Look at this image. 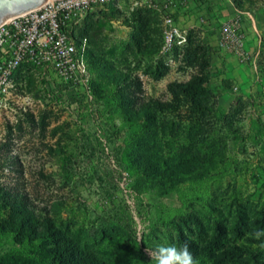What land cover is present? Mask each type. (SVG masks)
<instances>
[{
  "label": "rangeland",
  "instance_id": "374dc122",
  "mask_svg": "<svg viewBox=\"0 0 264 264\" xmlns=\"http://www.w3.org/2000/svg\"><path fill=\"white\" fill-rule=\"evenodd\" d=\"M174 18L186 43L162 52L157 9L94 8L76 29L86 80L16 74L0 106V264H60L46 252L55 243L64 264H154L148 251L185 244L195 264H264V235H254L264 230V0H183ZM229 18L240 24L239 56L219 43ZM194 73L200 113L168 88ZM131 90L168 104L147 111L156 137L143 160L157 153L155 175L126 162ZM14 193L41 240L9 229Z\"/></svg>",
  "mask_w": 264,
  "mask_h": 264
},
{
  "label": "built area",
  "instance_id": "2783aa9c",
  "mask_svg": "<svg viewBox=\"0 0 264 264\" xmlns=\"http://www.w3.org/2000/svg\"><path fill=\"white\" fill-rule=\"evenodd\" d=\"M124 3L144 5L160 12L162 52L180 49L186 43V31L174 18L183 0H47L0 23V106L8 102L14 78L23 68L38 67L55 73L65 82L86 80L84 42H80L76 29L90 10L121 8ZM239 25L235 18H229L219 28L220 46L238 56L243 54Z\"/></svg>",
  "mask_w": 264,
  "mask_h": 264
},
{
  "label": "trees",
  "instance_id": "16d2710c",
  "mask_svg": "<svg viewBox=\"0 0 264 264\" xmlns=\"http://www.w3.org/2000/svg\"><path fill=\"white\" fill-rule=\"evenodd\" d=\"M203 77L200 73H194L190 76V78L185 82H172L169 84L168 88L173 95H177V93L184 94L185 97L195 100L198 96L199 91L201 89ZM131 99V115H128L125 118V123L128 125V135L125 138V146L128 147V150L132 151L134 154L132 160H126L129 166H136L137 169L146 170V174L155 175L158 173L160 167L157 161V153L151 158L147 159V162H144V154L143 150L148 146L147 138L152 135L153 141H155V133H149V125L151 120L147 117V111L149 104H155L160 106V108L168 109V104L165 102H160L157 99H151L149 102L147 101H137V97L134 94V90L127 92ZM192 111L194 113H200L203 111V107L196 101L191 105ZM141 113L146 119H142ZM170 167V168H169ZM169 169H173V165L169 164ZM144 175L143 172H141ZM146 189L151 188V184L145 185ZM9 201L11 203V210L14 216H16L15 220L9 226V229L12 232H19V234L26 237L27 240L36 238L38 241L41 240L40 232H36L35 228L32 226V209L28 206L26 202V197L22 193H14L13 195H8ZM48 235L50 237H55L54 232L48 230ZM134 240L127 239L121 243V247L127 251H132L134 249L133 246ZM47 254L51 256L53 259L57 260L58 263L64 264L66 260V256L64 254V246H59V244L55 243L53 247H50L46 250ZM68 264V263H66Z\"/></svg>",
  "mask_w": 264,
  "mask_h": 264
},
{
  "label": "clouds",
  "instance_id": "9594fccd",
  "mask_svg": "<svg viewBox=\"0 0 264 264\" xmlns=\"http://www.w3.org/2000/svg\"><path fill=\"white\" fill-rule=\"evenodd\" d=\"M256 238L264 235V230H258ZM150 260L154 264H195V260L187 244L180 248L175 245L158 246L155 250L148 251Z\"/></svg>",
  "mask_w": 264,
  "mask_h": 264
},
{
  "label": "water",
  "instance_id": "95a60500",
  "mask_svg": "<svg viewBox=\"0 0 264 264\" xmlns=\"http://www.w3.org/2000/svg\"><path fill=\"white\" fill-rule=\"evenodd\" d=\"M47 0H0V23L5 19L38 7Z\"/></svg>",
  "mask_w": 264,
  "mask_h": 264
}]
</instances>
